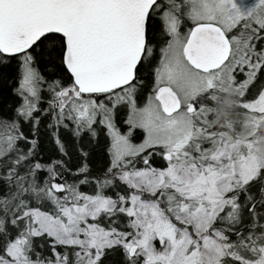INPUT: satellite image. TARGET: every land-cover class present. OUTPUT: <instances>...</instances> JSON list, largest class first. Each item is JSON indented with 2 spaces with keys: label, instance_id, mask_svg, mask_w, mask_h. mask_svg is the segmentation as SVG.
<instances>
[{
  "label": "snow or ice",
  "instance_id": "snow-or-ice-1",
  "mask_svg": "<svg viewBox=\"0 0 264 264\" xmlns=\"http://www.w3.org/2000/svg\"><path fill=\"white\" fill-rule=\"evenodd\" d=\"M264 0H0V264H264Z\"/></svg>",
  "mask_w": 264,
  "mask_h": 264
},
{
  "label": "clouds",
  "instance_id": "clouds-1",
  "mask_svg": "<svg viewBox=\"0 0 264 264\" xmlns=\"http://www.w3.org/2000/svg\"><path fill=\"white\" fill-rule=\"evenodd\" d=\"M258 157L261 162H264V138H262L261 143L258 146Z\"/></svg>",
  "mask_w": 264,
  "mask_h": 264
},
{
  "label": "rangeland",
  "instance_id": "rangeland-1",
  "mask_svg": "<svg viewBox=\"0 0 264 264\" xmlns=\"http://www.w3.org/2000/svg\"><path fill=\"white\" fill-rule=\"evenodd\" d=\"M262 138H264V135H262V136L260 137V143H261ZM259 145H260V144H259ZM259 145H258V146H259ZM258 146H257V153H258Z\"/></svg>",
  "mask_w": 264,
  "mask_h": 264
}]
</instances>
